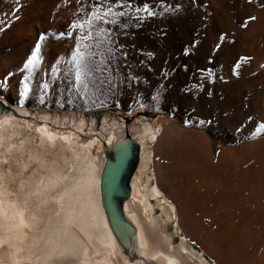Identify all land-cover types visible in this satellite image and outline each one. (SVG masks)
<instances>
[{
  "label": "bare ground",
  "instance_id": "6f19581e",
  "mask_svg": "<svg viewBox=\"0 0 264 264\" xmlns=\"http://www.w3.org/2000/svg\"><path fill=\"white\" fill-rule=\"evenodd\" d=\"M148 2L158 14L114 37V87L86 100L69 62L75 41L54 35L75 0H0V98L12 106L0 114V264H264V0H164L167 12ZM240 57L251 59L236 67ZM101 101L162 114L71 111ZM127 132L137 151L121 210L134 235L120 240L98 180L104 149Z\"/></svg>",
  "mask_w": 264,
  "mask_h": 264
},
{
  "label": "snow or ice",
  "instance_id": "6c2138e0",
  "mask_svg": "<svg viewBox=\"0 0 264 264\" xmlns=\"http://www.w3.org/2000/svg\"><path fill=\"white\" fill-rule=\"evenodd\" d=\"M157 2L159 7L164 8L165 12L170 10L171 6H164V0H157ZM75 4V10L72 13L74 18L69 23L67 31L54 35L56 38L68 36L74 39L75 44L69 62L72 66L75 86L83 94V98L87 100L89 97H96L99 93L107 92L110 88L114 87L111 61L115 58L117 52L123 48L114 37L123 33L129 27H139V23L146 17L156 16L158 13L152 10L148 0H141L135 6L132 0H87V2L75 0ZM174 11H180L178 4ZM254 19L255 17H248V20ZM245 24L241 26L243 27ZM44 39L45 34L41 33L31 55L24 64L25 69L31 70L38 63V50L40 42ZM220 39L223 40L224 37L221 36ZM194 46L195 42L193 43ZM215 48H219V44ZM184 52L186 55L188 54L187 47L184 49ZM145 55L150 58L152 53H145ZM250 59L251 57H240L236 62V67H239L241 60ZM260 67L264 68V64H261ZM233 74H236L235 68L233 69ZM26 80L27 77L25 81L21 82L22 90L19 92L20 103L23 102V98L28 91ZM42 87H46V85ZM100 106H104L102 101L100 102ZM205 123L203 120L199 121L200 125ZM37 130L39 131V129ZM261 131H264V123L257 125L256 133ZM181 251H184V249H181ZM151 259H156V256H152ZM164 259L167 261V264H176L174 260L168 257H164Z\"/></svg>",
  "mask_w": 264,
  "mask_h": 264
},
{
  "label": "water",
  "instance_id": "95a60500",
  "mask_svg": "<svg viewBox=\"0 0 264 264\" xmlns=\"http://www.w3.org/2000/svg\"><path fill=\"white\" fill-rule=\"evenodd\" d=\"M137 102L138 101H132L125 104H118V107L112 103H105L104 106H100L99 104L91 109L71 111H74L77 116L83 114L82 116L84 118L91 115L96 120L105 113H110L118 119L122 118L126 120L131 116L149 118L157 114H162L160 109L153 107L147 102ZM6 107L9 108L12 106L6 105L0 98V114ZM33 108L34 107L29 106L28 110L30 111ZM11 109L13 113H16V110L13 108ZM25 116L29 117L31 113L25 114ZM136 151V142L128 135V132L125 134V138L112 148H105L104 162L98 180L100 206L110 230L116 239L120 240L124 233L127 234L130 239H132L134 235L133 226L125 220L122 214L121 204L129 194L126 182L136 163ZM122 251L126 253L128 259H133L137 256L128 246L122 247Z\"/></svg>",
  "mask_w": 264,
  "mask_h": 264
},
{
  "label": "rangeland",
  "instance_id": "374dc122",
  "mask_svg": "<svg viewBox=\"0 0 264 264\" xmlns=\"http://www.w3.org/2000/svg\"><path fill=\"white\" fill-rule=\"evenodd\" d=\"M1 98H2V97H1ZM2 99H3V98H2ZM3 100H4V99H3ZM114 102H115V101H114ZM7 103H8V102H7ZM125 115H126V114H125ZM154 116H156V117H157L158 115H154ZM156 117H155V118H156ZM155 118H153V119H155ZM125 120H126V119H125ZM127 121H128V120H126V122H127Z\"/></svg>",
  "mask_w": 264,
  "mask_h": 264
}]
</instances>
